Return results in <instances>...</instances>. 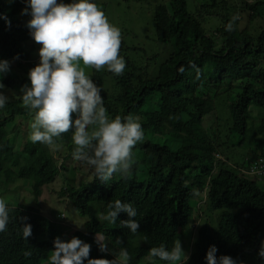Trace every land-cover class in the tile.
Here are the masks:
<instances>
[{
	"label": "trees",
	"instance_id": "trees-1",
	"mask_svg": "<svg viewBox=\"0 0 264 264\" xmlns=\"http://www.w3.org/2000/svg\"><path fill=\"white\" fill-rule=\"evenodd\" d=\"M211 2L206 6H228L226 0L222 4ZM24 3L25 0H0V13H6L11 20L8 27L0 19V60H9L19 72L3 78L4 84L16 85L19 93L0 109V196L6 197L12 208L7 231L0 233V264H47L55 238L48 217L34 206L41 204L43 187L52 183L61 170H67L68 160H74L71 138L67 139L68 152L57 159L48 146L33 144L29 139L34 113L23 106L19 95L21 87L30 82L20 72L28 74L31 69L25 63L30 61L31 51L24 45L34 40L26 27L31 17L21 18ZM245 6L252 12V20L263 17L264 0ZM225 14V25L217 29V35H211L202 18L189 9L188 0H168V4L156 6L155 27L157 39L171 43L174 50L161 65L157 78L139 77L135 83L133 74L116 76L94 68L92 78L103 89L108 113L112 118L131 114L144 119L139 121L145 137L133 149L129 175L117 173L115 182L102 183L94 174L90 182L70 184L60 191L86 217L81 229L75 228L70 237L91 244L90 258L114 259V254L101 252L95 243V235L100 232L113 238L119 251L122 247L128 250L130 264H150V248L161 243L171 248L184 235L194 215H200L201 205L196 209L191 201L204 198L203 206L223 212L218 227L208 222V215L203 217L189 264H206L211 245L218 248L217 256L230 255L245 264H264L257 255L264 241V172L260 176L245 168L254 158L258 157L257 163L261 157L264 159V27L240 30ZM229 23L231 30H227ZM126 64L137 70L129 60ZM190 64L200 69L199 78ZM181 67L185 68L183 73L179 71ZM105 75L117 79L120 85L117 84L120 93L113 96L115 103L104 90ZM209 92L214 93L212 97ZM216 98H229L225 112L229 127L209 134L205 125L214 114ZM176 133L191 136L192 145L186 152L180 151L181 139L172 135ZM245 144L254 145L257 156L246 154L241 160H232L226 153ZM215 153L222 157L216 158ZM13 173L15 179L11 178ZM20 182L30 191L29 198L19 195ZM203 191L206 199L200 197ZM116 199L137 209L135 219L140 229L136 234L119 227L121 220L128 219L126 213L119 214L115 225L99 219ZM65 216L67 221L66 213ZM22 217L28 219L24 221ZM24 223L32 225L28 242L22 238ZM29 250L32 255L25 257L24 252ZM156 264L164 262L157 260Z\"/></svg>",
	"mask_w": 264,
	"mask_h": 264
},
{
	"label": "clouds",
	"instance_id": "clouds-1",
	"mask_svg": "<svg viewBox=\"0 0 264 264\" xmlns=\"http://www.w3.org/2000/svg\"><path fill=\"white\" fill-rule=\"evenodd\" d=\"M25 3L21 14L31 17L26 27L33 40L41 46L39 63L29 70L30 83L21 87L19 95L23 106L34 113L30 124V141L51 146L63 138L62 134L71 131L74 160H68L67 167L75 160L82 162L94 170L102 183L108 182L117 173L129 175L133 149L145 137L142 124L138 117L131 114L110 118L102 87L85 71V67H94L97 71L106 67L116 76L124 73L126 61L120 55L121 30L109 22L95 0H71L70 3H65V0H25ZM0 19L11 27L6 13H0ZM231 29L232 23H229L227 30ZM190 67L195 69L199 78L200 69L195 64H190ZM179 71L183 73L185 68L181 67ZM10 72L11 62L0 60V109H4L11 99L5 92L3 82ZM12 95L16 97L15 93ZM215 155L222 157L220 153ZM257 158L252 159V163L245 168L251 171ZM252 173L262 176L260 172ZM6 202V197L5 200L0 198V233L7 231L11 221L12 208ZM29 205L33 207L35 204L31 202ZM34 207L43 214L41 204ZM122 212L127 214L128 219L121 220L119 227L136 234L140 223L135 219L137 209L131 203L116 199L108 204L107 213L99 219L115 225ZM58 217L62 218H59L60 222L65 226V213H60ZM21 219L26 221L28 218ZM21 229L22 238L28 242L32 225L24 223ZM116 242L122 243L119 239ZM95 243L101 252H110L103 233H96ZM53 244L54 250L48 256L47 264H130L132 259L123 247L114 259L90 258L91 244L78 237H72L69 241L56 237ZM217 252L215 245L209 247L206 264H245L230 255L217 256ZM24 255L29 257L32 252L25 251ZM257 255L264 259V241H261ZM148 258L150 264H156L157 260L164 264H189L190 255L178 239L171 248L163 243L151 247Z\"/></svg>",
	"mask_w": 264,
	"mask_h": 264
},
{
	"label": "rangeland",
	"instance_id": "rangeland-1",
	"mask_svg": "<svg viewBox=\"0 0 264 264\" xmlns=\"http://www.w3.org/2000/svg\"><path fill=\"white\" fill-rule=\"evenodd\" d=\"M189 9L199 15L202 18L203 25L208 30V33L211 35H217V29L225 25L226 16L225 12L231 16V22L234 25L237 23L236 27L241 29H249L255 31L256 29H262L264 27V15L262 18L252 20L250 18L251 11L246 10V3H253L256 0H226L227 8L222 9L221 7L206 6V4H212L211 0H188ZM67 3H70L71 0H66ZM100 7H105L103 11L107 16L110 23L117 26L122 33V44L120 49V55L129 62H132L137 68L135 69L126 64L124 73L128 75L133 74L135 78V83L137 79L141 77L142 79H155L160 75L161 65L171 56L174 46L171 43H165L157 39L156 27H155V11L156 6L162 3L168 4V0H133L127 2L125 0H95ZM224 0H217V3H223ZM26 7V3L21 8L22 10ZM232 8V9H231ZM223 14L222 18L221 15ZM28 15H22V19H26ZM217 39V37H215ZM25 48L31 51V59L26 62V65L29 68L36 66L39 63V48L41 47L35 41H29L25 45ZM83 66L82 61L80 62ZM94 67H85L86 74L93 76ZM106 70V67L103 68ZM18 71L15 70V67L11 66L10 75L17 74ZM20 74H24L25 77H28L27 73L23 71ZM7 77V74L6 76ZM118 80L111 77L110 75H105L104 77V90L111 95V100L113 103L116 102L114 95L120 93L118 88ZM6 85L5 92L13 100V93L18 94L16 90V85ZM120 87V85H119ZM225 89V87H224ZM208 91V90H207ZM214 91V90H213ZM213 92H209L208 96L212 97ZM202 95V94H201ZM203 96V95H202ZM113 97V98H112ZM204 97V96H203ZM217 99V98H216ZM229 99V98H228ZM226 98H219L216 100V109L212 117L209 118L208 123L205 125V129L209 134L219 133V129L222 131H227L229 127V122L226 117L227 101ZM169 110V107H167ZM110 118L112 115L109 114ZM139 120H144L138 117ZM63 138L60 141L55 142L53 145L48 146L50 153L54 158H59L64 153L68 152L69 147H67V139L71 138V131L68 133L62 134ZM174 137L181 139L179 149L182 152H186L187 149L192 145L191 136L186 135V133H176L172 134ZM68 137V138H67ZM222 137L223 134H222ZM22 139V138H21ZM217 144V143H216ZM255 146L245 144V146L235 148L234 150L226 153L231 157L232 160H241L244 155L249 157L257 156L254 152ZM221 155L225 157V154L221 152ZM217 156V155H216ZM218 157V156H217ZM216 157V158H217ZM82 164V162L73 161L67 167V170L60 171L59 175L52 181V183L45 185L43 187V193L40 196L41 200V209L43 208V214L48 217L49 227L51 234L54 238L60 237L61 239H70L71 231L75 228H80L86 220V217L81 216L80 213L74 208L73 205L68 203L66 196H62L60 191H63L64 188L73 185H80L87 182H90L93 178L94 172L92 168L88 165ZM115 175L111 179V182H115ZM11 178L15 179V173L12 174ZM14 181V180H13ZM19 195L23 197H30V191L24 185V182L18 184ZM200 197L207 198L205 192H199ZM5 200L4 196H0ZM203 199L201 201L198 199H193L191 201L192 205L197 209L201 205L200 215H194L189 226L185 229L184 235L179 239L182 243L184 249L188 252L189 255L192 253V248L194 244V239L197 238V230L201 225H203L205 218L208 215V222L218 227L219 225V215L223 212L221 210H209V205L203 206ZM14 201V200H13ZM66 213L68 216L67 221L65 220L64 225L60 222L58 215L60 213ZM217 223V224H216ZM80 226H77V225ZM72 228L69 229L67 227ZM108 244L109 250L115 256L119 254V249L117 244L114 242L113 238L105 237Z\"/></svg>",
	"mask_w": 264,
	"mask_h": 264
},
{
	"label": "built area",
	"instance_id": "built-area-1",
	"mask_svg": "<svg viewBox=\"0 0 264 264\" xmlns=\"http://www.w3.org/2000/svg\"><path fill=\"white\" fill-rule=\"evenodd\" d=\"M251 171L252 172H260L263 173L264 172V159H260V163H255L252 167H251Z\"/></svg>",
	"mask_w": 264,
	"mask_h": 264
}]
</instances>
